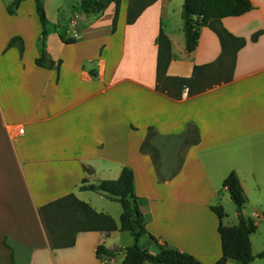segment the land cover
I'll use <instances>...</instances> for the list:
<instances>
[{"label": "crops", "instance_id": "1", "mask_svg": "<svg viewBox=\"0 0 264 264\" xmlns=\"http://www.w3.org/2000/svg\"><path fill=\"white\" fill-rule=\"evenodd\" d=\"M11 1L0 0V264H121L133 242L128 232L78 233L73 247L52 249L38 210L73 194L119 225V204L79 187L84 180H117L124 168L133 173L148 235L201 264L221 257L211 208H222L224 227L238 224L222 186L234 172L246 198L243 217L256 224L252 254L264 251V0H250V12L221 20L246 41L229 77L197 95L184 90L179 100L156 89L160 31L170 42L169 78L190 79L194 67L216 64L222 54L208 28L185 53L184 0H157L131 25L129 1L121 0L114 31V4L85 13L80 0H42L51 68L35 65L40 49H27L41 38L34 1L9 16ZM188 127L198 136L193 143L185 140ZM150 129L157 165L140 151ZM139 245L156 247L147 236ZM99 246L119 253L98 258Z\"/></svg>", "mask_w": 264, "mask_h": 264}, {"label": "trees", "instance_id": "2", "mask_svg": "<svg viewBox=\"0 0 264 264\" xmlns=\"http://www.w3.org/2000/svg\"><path fill=\"white\" fill-rule=\"evenodd\" d=\"M24 1L26 0H12L7 6V14L14 16L19 5ZM33 1L41 27L40 55L35 60V65L39 68H51L53 67L52 62L46 64L48 56L45 50L48 20L42 0ZM128 1L127 24L131 25L145 9L157 0ZM120 2L121 0H80L79 7L85 13H102L110 4H114L115 13L112 22V30L114 31ZM252 9L253 6L250 0H184L181 19L183 22L185 53L188 55L195 50L200 29L208 28L217 36L222 54L216 64L194 67L193 76L190 79L169 78L166 71L171 60L170 42L160 31L157 40L156 89L174 100H179L184 90H187L189 96H193L210 89L213 85H217V83L211 85L203 83L208 73L221 67L223 60L228 58L231 59V68H233L236 54L246 45L244 39L234 37L228 33L221 26V20L228 17L242 16ZM259 36V32L255 33L251 36L250 42L255 43ZM15 41L12 40L8 48L12 47ZM64 43L73 44L74 41L68 40ZM19 51L21 54L23 53L22 43ZM59 64L60 62H58ZM148 140L144 142L140 151L143 154L150 155L157 165L158 154L149 145ZM85 184L86 181H82L79 191L96 193L120 205L122 213L119 225L110 216L96 213L87 204L78 201L73 194H70L38 210L40 221L52 249L73 247L78 233L100 232L108 234L119 231L128 232L133 239L132 245L124 250L125 257L121 264H201L194 257L181 253L167 244H157L156 239L148 235L144 218L140 212L139 199L134 195V176L130 169L124 168L117 180L102 181L97 185ZM222 186L228 193L232 203L240 205L243 209L246 198L234 172L226 177ZM211 211L218 219L217 232L221 247V257L214 264H227L229 260L237 264H250L254 259L264 258V251L257 256H253L251 251L250 237L256 232L254 221L245 220L241 213L238 215L236 226L224 227L222 224L224 218L222 208L212 207ZM144 236H147L155 244L154 250L150 251L140 247L139 241ZM118 253L119 250L110 251L103 246L96 249L98 258L102 256L114 258Z\"/></svg>", "mask_w": 264, "mask_h": 264}, {"label": "rangeland", "instance_id": "3", "mask_svg": "<svg viewBox=\"0 0 264 264\" xmlns=\"http://www.w3.org/2000/svg\"><path fill=\"white\" fill-rule=\"evenodd\" d=\"M48 10L50 11L49 8H48ZM36 19H37V23L39 24L37 17H36ZM51 32H52V30L50 29V34H51ZM40 41H41L40 37H38V39H36V40L34 38H32L28 43L27 49L30 50L31 53H33V51H35L36 48L40 49ZM230 71H231V59L228 58V59L223 60V62L221 63V67L211 70L208 73L207 78L203 83L211 85V84L219 83V81L226 80L230 75ZM148 138H149V140H148L149 145H151L150 142H152L156 138L154 132L148 131ZM196 138H197V135H196L195 130L192 127H189L185 133V140L189 141V143L190 142L193 143V142H195ZM178 161L179 162L181 161V155H180V158ZM228 204H229L228 208H230L231 210H232V208H234V210H236L234 203H228ZM116 206H118V205H116ZM127 236H129V235H127Z\"/></svg>", "mask_w": 264, "mask_h": 264}, {"label": "water", "instance_id": "4", "mask_svg": "<svg viewBox=\"0 0 264 264\" xmlns=\"http://www.w3.org/2000/svg\"><path fill=\"white\" fill-rule=\"evenodd\" d=\"M234 205H235L237 214L238 215L241 214L242 213V208L240 207V205H238V204H234Z\"/></svg>", "mask_w": 264, "mask_h": 264}, {"label": "built area", "instance_id": "5", "mask_svg": "<svg viewBox=\"0 0 264 264\" xmlns=\"http://www.w3.org/2000/svg\"><path fill=\"white\" fill-rule=\"evenodd\" d=\"M19 133H22V131H19Z\"/></svg>", "mask_w": 264, "mask_h": 264}]
</instances>
